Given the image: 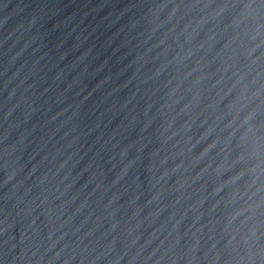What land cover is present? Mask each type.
<instances>
[{
    "label": "water",
    "instance_id": "water-1",
    "mask_svg": "<svg viewBox=\"0 0 264 264\" xmlns=\"http://www.w3.org/2000/svg\"><path fill=\"white\" fill-rule=\"evenodd\" d=\"M0 264H264V0H0Z\"/></svg>",
    "mask_w": 264,
    "mask_h": 264
}]
</instances>
